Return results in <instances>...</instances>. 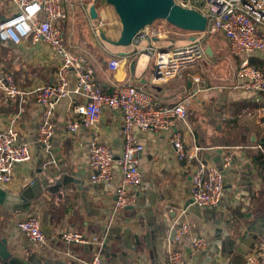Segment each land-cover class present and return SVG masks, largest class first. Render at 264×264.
I'll use <instances>...</instances> for the list:
<instances>
[{"label":"crops","instance_id":"0c3cea01","mask_svg":"<svg viewBox=\"0 0 264 264\" xmlns=\"http://www.w3.org/2000/svg\"><path fill=\"white\" fill-rule=\"evenodd\" d=\"M7 1L0 0V21L11 13ZM92 5L97 14L95 20L89 16ZM65 7L68 19L62 30L67 48L71 54L87 60L104 93L112 94L119 85H132L151 94L159 105L172 106L187 99L190 132L184 133L185 150L193 153L194 148L201 149L198 155L215 166H220L225 155L233 154L232 163L224 174L222 200L213 208L192 206L190 177L197 162H177L169 142L170 133H138L143 153L139 161L142 184L137 202L132 209L114 213L115 193L121 177L113 166L109 182L89 185V146L92 136H97L119 156L121 115L105 110L95 128L80 127L71 136L65 129L66 118L74 105L84 101L71 95L57 106L53 138L50 147L45 149L37 142L41 113L35 95H29L26 102L21 103L18 99L5 101L0 91V131L14 119L18 143L27 145L32 154L30 163L15 167L11 183L3 188L17 194L38 171L72 179L54 195L43 192L32 203L29 214H8L0 208V237L8 240L14 255L24 258L35 252L43 264H86L99 250L96 244H66L60 238L66 232L97 238L106 264H167L168 251L176 247L171 243L170 233L177 222H187L190 225L188 237L202 236L208 246L202 252L186 250L184 264H246L245 256L264 240V167L261 168L259 162L261 156L264 162V148L258 142L264 136V93L260 94L262 101L256 103L250 91L233 89L240 83L236 74L230 87L206 86L197 75L198 64L165 81L155 82L153 76L144 78L132 61L136 52L120 57L119 54L126 51L107 42L116 41L121 31L111 6L104 0L87 4L80 0L79 5L65 0ZM95 28L98 29L95 31ZM186 37L188 44L192 37ZM171 41L176 39L167 42ZM139 46L130 45L132 49ZM207 48L211 56L205 53V57H212L214 48L205 47V52ZM113 58L121 61L116 71L108 68ZM235 59L240 63L242 58ZM250 59L253 60L251 65L264 73V54L253 53ZM56 66L57 60L49 46L0 43V75L11 73L20 91L31 92L51 84ZM195 77L200 79V84L193 82ZM245 108H252L254 117L239 119L238 115ZM252 134L257 137L255 143L251 142ZM182 210L186 213L180 216ZM31 214L38 218L47 238L44 249L28 247L26 236L15 226Z\"/></svg>","mask_w":264,"mask_h":264},{"label":"built area","instance_id":"2783aa9c","mask_svg":"<svg viewBox=\"0 0 264 264\" xmlns=\"http://www.w3.org/2000/svg\"><path fill=\"white\" fill-rule=\"evenodd\" d=\"M173 2L203 15L206 18V27L201 33L187 32L192 38L182 47H176L175 41H171L167 48L152 46L150 43L153 41H168L166 35L171 33L154 25L141 29L134 36L133 45L148 44L140 49L139 53L154 59L155 73L159 76L153 77L154 81L174 78L181 70L203 62L205 42L215 34L221 33L231 56L242 58L236 72L240 83L233 89L250 91L255 97V102H261L264 73L251 65L249 56L253 53L264 54V0ZM7 3L11 13L0 21V43L20 45L28 42L31 45H46L52 48L57 60L53 82L31 92L20 91L11 73L0 75V91L5 101L18 99L25 103L29 95H35L41 113L36 133L38 144L45 149L50 147L58 104L71 95L78 96L84 101L73 106L65 122L66 132L71 136H74L80 127L95 128L105 110L118 112L122 117V148L119 156H115L111 147L100 142L97 136H92L89 146V185L109 182L112 179L114 164L121 177V183L115 193L114 213L132 209L137 202L138 190L142 184L139 161L143 153L138 133H170L169 142L177 162H197L190 177L191 205L203 209L220 204L225 187L224 174L232 163L233 154L228 153L220 166H215L198 155L201 149L196 147L193 153L185 150L184 133L190 132L187 99L172 106L159 105L154 102L151 94L132 85H119L112 94L104 93L87 60L81 55L71 54L67 48L62 30L68 19L65 0H8ZM120 67L121 61L118 58L108 62L110 71H116ZM193 82L198 85L200 79L195 77ZM254 115L252 108H245L241 110L238 118H252ZM13 125L14 119H11L9 126L0 131V187L11 183L17 165L28 164L32 160L29 147L18 143V132ZM185 213L186 210H182L180 216ZM15 226L26 236L34 249L47 247V238L34 214L16 222ZM189 229L187 222H177L174 226L171 243L176 247L168 251L167 264H184L186 250L202 252L207 248L208 242L204 237H188ZM60 238L66 244L98 245L99 250L90 256L86 264H106L100 251L102 244L97 238H86L75 232L63 233ZM245 262L264 264V240L256 245L252 253L245 256Z\"/></svg>","mask_w":264,"mask_h":264},{"label":"water","instance_id":"95a60500","mask_svg":"<svg viewBox=\"0 0 264 264\" xmlns=\"http://www.w3.org/2000/svg\"><path fill=\"white\" fill-rule=\"evenodd\" d=\"M99 0H95L97 2ZM111 6L117 15L121 31L116 41H107L115 47L126 48L132 44L134 36L143 28L152 25L156 21H165L167 24L191 33H201L206 27V18L199 12L185 9L176 5L173 0H104ZM89 16L95 20L97 14L92 5L89 9ZM206 55L211 56L209 48ZM120 57H127L128 54L120 53ZM133 63L130 69H133ZM156 64L153 63L152 76L158 78L155 73ZM255 134L251 135V142H257ZM259 144L262 141H258ZM72 182L67 175L56 178L52 174L38 171L32 181L27 184L19 193L14 194L3 187H0V208L6 213L21 215L28 212L43 192L54 195L66 183ZM192 203V202H191ZM174 237V230L170 233V240ZM0 264H43L33 253L27 254L24 258L14 255L9 249L8 240L0 237Z\"/></svg>","mask_w":264,"mask_h":264},{"label":"rangeland","instance_id":"374dc122","mask_svg":"<svg viewBox=\"0 0 264 264\" xmlns=\"http://www.w3.org/2000/svg\"><path fill=\"white\" fill-rule=\"evenodd\" d=\"M68 3H74L76 5L80 4V0H67ZM83 4H87L90 2H94L95 0H81ZM67 5V4H66ZM152 25L161 27L162 29H165L170 34L166 35V38L169 40L176 39V47L187 44L188 40L187 32L179 30L169 24H167L165 21H156ZM179 34L178 36L175 35ZM152 46L156 47H163L167 48L170 46V43L167 41H158V42H152ZM145 46L143 43L140 44L138 48H133L128 46L126 48H122L126 51L127 54L136 52L135 55L132 56V61L136 63L137 70L142 72L144 74V78L150 79L152 76V67L154 63V59L150 58L144 54L138 53L140 51V48ZM205 47H213L215 52L212 57H205L204 62L198 64L196 66L197 75L202 80L206 86H213V85H219L221 87H230L235 82V74L239 67V61L238 59L233 58L226 47V44L221 36V34H215L211 38H209L205 44ZM121 48V47H120ZM115 166V164H114ZM225 176V175H224ZM31 211V208L28 210L26 214H29ZM2 215L0 211V216ZM26 216V215H25ZM26 245L28 247H32L29 241L25 240ZM11 250V247H9ZM12 251V250H11ZM35 252H33L34 254Z\"/></svg>","mask_w":264,"mask_h":264},{"label":"trees","instance_id":"16d2710c","mask_svg":"<svg viewBox=\"0 0 264 264\" xmlns=\"http://www.w3.org/2000/svg\"><path fill=\"white\" fill-rule=\"evenodd\" d=\"M250 63H253V60L250 59ZM261 140H262V147L264 148V136L261 138ZM259 162H260V167L263 168L264 167V162H263V157L262 156L259 158Z\"/></svg>","mask_w":264,"mask_h":264}]
</instances>
